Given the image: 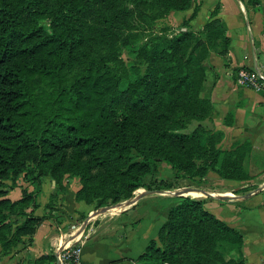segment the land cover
Returning <instances> with one entry per match:
<instances>
[{"label":"trees","instance_id":"16d2710c","mask_svg":"<svg viewBox=\"0 0 264 264\" xmlns=\"http://www.w3.org/2000/svg\"><path fill=\"white\" fill-rule=\"evenodd\" d=\"M191 3L0 0L1 256L31 245L50 217L51 199L48 212L35 214L45 176L64 190L65 177L76 176L75 200L95 208L151 188L144 177L160 162L175 178L203 181L210 171L227 180L251 178L244 164L249 142L222 148V131L206 123L213 104L202 95L205 60L211 51L226 54L229 44L219 3L202 29L189 24L195 6L176 30L165 23L145 36L131 51L134 61L119 56L117 35L132 11L155 21ZM20 176L35 186L13 200L8 189ZM241 245L239 231L202 199L179 196L136 263L246 264ZM235 250L238 256L227 257ZM54 263L50 253L19 264Z\"/></svg>","mask_w":264,"mask_h":264},{"label":"crops","instance_id":"0c3cea01","mask_svg":"<svg viewBox=\"0 0 264 264\" xmlns=\"http://www.w3.org/2000/svg\"><path fill=\"white\" fill-rule=\"evenodd\" d=\"M217 3L220 5L218 16L224 24L229 44L226 54L211 51L205 60L202 95L213 104L212 120L206 123L222 131L219 143L222 148L229 149L236 143L249 142L250 151L244 164L251 178L233 181L222 179L215 173L209 178L215 183L220 182L221 187L205 183L201 189L184 187L179 191L186 190L184 194L202 199L209 212L239 231L242 236L240 251L246 264H264V188L256 191L264 184V95L235 82V72L239 67L264 68V0H192L187 9L169 12L166 24L177 28L197 6L189 24L200 30ZM166 179L155 172L147 174L144 182ZM248 182L256 187L241 191ZM51 183L53 185L54 181L51 180ZM65 186L63 199L54 206L50 217L37 227L31 245L8 255H0V264H19L42 254H55L60 233L68 229V224L82 214L83 221L89 216L93 210L91 204L76 201V189ZM14 188L7 193V197L13 200L21 196L20 188ZM237 188H240L239 191H236ZM47 189L45 179L41 183L37 197L39 207L35 214L48 212L45 209L50 196ZM144 190L150 192L136 198L124 212L102 218L98 215L89 220L80 237L84 264H134L148 241L156 238L169 208L179 195L168 188L152 185L151 188L136 189L133 197ZM238 254L235 250L227 257Z\"/></svg>","mask_w":264,"mask_h":264},{"label":"rangeland","instance_id":"374dc122","mask_svg":"<svg viewBox=\"0 0 264 264\" xmlns=\"http://www.w3.org/2000/svg\"><path fill=\"white\" fill-rule=\"evenodd\" d=\"M167 21L169 22V19L165 16L162 19H157V20H153L149 17V13L144 11V10H140V9H136L134 11H132L130 13V17L126 20L125 25L123 26V28L118 32V52H119V56L122 59V61L125 64H129L130 62L135 60L134 54L131 53V51L139 44L141 43L143 40H145V36H147L148 34H150L152 31H158L161 29V27H163V25L165 23H167ZM176 28L175 26L173 27L174 31ZM158 172L161 176L163 177H167L166 184H162L160 182H152L151 180H146V183H151V185L153 184L155 187H166L169 190L172 191H177L180 190L181 188L184 187H191V188H195L196 189H201V187H203L204 185H206L207 183L211 186V187H221L219 184L220 182H214L212 179L209 178V175L214 176L215 172L214 171H210L207 176H205L203 178V181H200L198 178L195 179H188V178H175V171L173 169H171V167L166 164L165 162H160L157 163V169L154 172L151 173H155ZM169 178V179H168ZM47 180V193L48 195V200L51 199V203L55 206L58 205V203L61 201V199H63L65 193H66V187L65 190L61 189V188H57L54 184L52 185L51 183V178L49 176H45L43 180ZM10 181L6 180L5 184L8 186L10 185ZM64 183L65 185H67V187H69L70 189H77L80 186V183L78 181V178L76 176H66L64 179ZM206 183V184H205ZM247 186L245 185L246 188H249L250 190L252 188H255V185H251L248 183H246ZM34 184H29L28 182H25L23 177L20 176L17 179V186H15L14 189L16 188H20L21 194H22V189L26 188L27 190L29 189H33L34 188ZM55 186V187H54ZM240 189V188H239ZM239 189L237 188L236 191H239ZM13 191V189H8ZM241 191H245L243 190V188H241ZM55 194L54 197H52V194ZM135 193V191H134ZM187 196H191L190 194H188ZM135 197V196H134ZM133 196L130 198H126V199H122L120 201L117 202H110L107 201V203L100 205L98 208H95V202L91 204L92 207V211H95L99 208H103V207H110L105 213L102 214H97V215H93V217L98 215L102 218V216H115L118 215L122 212H124V210H126V208H128L127 206H129V204L126 203V201L133 199ZM122 203V204H120ZM99 217V218H100ZM84 215H80L77 217V219H75V222H81V220L83 221ZM95 220V219H94ZM98 220V219H96ZM70 224V223H69ZM68 224V226H69ZM67 226V227H68ZM67 230V229H65Z\"/></svg>","mask_w":264,"mask_h":264},{"label":"built area","instance_id":"2783aa9c","mask_svg":"<svg viewBox=\"0 0 264 264\" xmlns=\"http://www.w3.org/2000/svg\"><path fill=\"white\" fill-rule=\"evenodd\" d=\"M238 86L248 87L264 95V68L252 69L239 67L235 72ZM82 222H72L67 230L60 233L59 242L55 246L56 258L60 264H84L81 260L82 243L80 237L84 232ZM134 264H137L136 262ZM163 264H169L164 262Z\"/></svg>","mask_w":264,"mask_h":264},{"label":"water","instance_id":"95a60500","mask_svg":"<svg viewBox=\"0 0 264 264\" xmlns=\"http://www.w3.org/2000/svg\"><path fill=\"white\" fill-rule=\"evenodd\" d=\"M264 188V184L262 186H260L259 188H257L256 191L260 190ZM186 189H192V188H186ZM183 191H186V190H183ZM183 191H179L177 190L176 192H174L176 195H179V196H187L186 194H184ZM150 191L148 190H144L142 193L138 194L136 197H134L133 199H130L128 201H126L127 204H130L132 203L136 198L140 197L141 195L145 194V193H149ZM122 204V203H120ZM110 207H103V208H99L95 211H92L90 212L89 216L82 222V226L81 228H84L86 226V224L89 222V220L93 217L92 215H97V214H102V213H105ZM55 255V264H60L59 260L56 258V254Z\"/></svg>","mask_w":264,"mask_h":264},{"label":"bare ground","instance_id":"6f19581e","mask_svg":"<svg viewBox=\"0 0 264 264\" xmlns=\"http://www.w3.org/2000/svg\"><path fill=\"white\" fill-rule=\"evenodd\" d=\"M93 216V215H92Z\"/></svg>","mask_w":264,"mask_h":264}]
</instances>
